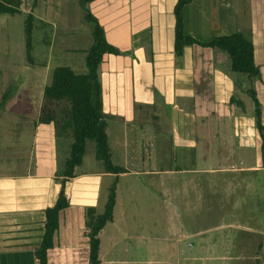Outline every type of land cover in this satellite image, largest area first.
Here are the masks:
<instances>
[{
  "label": "crops",
  "instance_id": "1",
  "mask_svg": "<svg viewBox=\"0 0 264 264\" xmlns=\"http://www.w3.org/2000/svg\"><path fill=\"white\" fill-rule=\"evenodd\" d=\"M71 1L63 0L52 8L44 1L34 0L32 8L25 12L23 2L22 11L24 14L33 13L35 29L38 28V22L43 29L45 20L50 17L55 18V26L60 31L65 27L64 18L69 15L66 18L70 24L73 19L70 14L77 12L76 4ZM177 2L178 0H94L87 5L99 20L107 40L110 33L113 41L108 42L121 53L109 55L108 59L104 57L105 77L116 81L118 71L129 68L131 72L134 69L131 77L124 79L122 83L117 82L119 85L109 84L112 86V97L107 103L103 102L107 121L109 118L107 134L111 156L113 148L109 134L110 124L117 125V132L120 127L124 136V149H130L126 129L135 121L136 115L143 113V105L149 108V104H153L152 100L148 101L150 81L165 97L163 108H166L165 104H174L178 97L173 123L179 146L195 149L204 147L221 160L232 161L233 156H239L242 164L204 169H172L162 171L161 175L169 177L177 173L194 174V177L184 183L193 188L197 180L202 183L199 177L201 174H208L209 189L217 187L219 181L223 188H233L234 184L239 186V182H243L242 174L264 172V142L256 127L255 110H247L243 101L238 98L239 93L248 95L250 89L255 90L261 104L264 125V0H191L183 11L185 33L200 42L233 33L248 36L253 42L255 62L261 74L255 80L233 72L231 60L226 54L199 46L186 47L181 57L183 66L178 69L172 67L176 57L174 10ZM81 9L83 18L84 10L82 7ZM53 13L55 17L52 16ZM60 13L65 17L57 16ZM69 24L67 23L64 32L68 29L67 42L72 43L70 32L73 30H70V26L73 24ZM86 24L88 25L85 21L81 24L84 29L80 42H83L81 36H86L84 33L87 30L91 31V27ZM58 35L59 33L57 38ZM68 49V55L73 52L82 53L83 58L86 57V49ZM166 61L171 62L169 68L167 66L170 62ZM50 72L53 73V70ZM36 75L41 82L45 79V84L19 88L16 100L5 111L6 117L0 118L9 133L4 144L9 152V160H5L11 163L12 157L21 155L20 148L24 149L26 155L23 169L12 168L7 172L0 169V264H39L35 253L44 234L45 211L55 205L61 192L63 177L60 174L73 143L70 138L57 137L52 125L40 123L44 91L50 84L48 65L36 72ZM143 83L147 90H136V86ZM140 85L138 89L141 88ZM139 93L145 94L148 100L139 101V97V102L124 100L128 99L125 94L133 98L134 94ZM205 102L226 108V113L218 121L224 120L229 132L206 133L199 138L196 111H201ZM236 106L240 108L237 110ZM27 132L30 133L28 142L25 140ZM252 156L255 158L254 164L247 165L245 158ZM99 162L102 165L93 170L82 168V161L75 171L76 176L66 182L69 207L60 213L59 229L54 236L53 248L48 251V264H90L86 210L94 208L97 214H102L108 201L109 189L115 181L117 198L114 219L100 233L101 264H149L148 200L138 196L139 191L143 190L138 187L141 179L146 177L149 180V174L152 173H149V169L139 171L126 168L127 173L115 175L107 173L103 163ZM230 173H238L240 176L230 178ZM217 174L225 176L220 180L212 177ZM162 183L169 184L168 179L163 178ZM181 215L179 213L177 216ZM132 239L138 243L134 241L131 244Z\"/></svg>",
  "mask_w": 264,
  "mask_h": 264
},
{
  "label": "rangeland",
  "instance_id": "2",
  "mask_svg": "<svg viewBox=\"0 0 264 264\" xmlns=\"http://www.w3.org/2000/svg\"><path fill=\"white\" fill-rule=\"evenodd\" d=\"M40 1H44L53 8L54 4L58 5L63 0ZM23 2L25 12L32 8L34 0H23ZM71 3L76 4L77 12L70 14L73 17L70 24L66 18L69 15L65 17L63 13H60L57 16L65 17L64 26L66 28L67 23L73 24L70 26V30H73L70 32L72 43L67 42L68 29L65 32V27H63L64 30H57L55 18L49 17L45 20L43 29L38 22V28L34 30L30 60L27 57L25 44L26 14L23 12L16 16L1 15L0 118L6 117L5 111L8 110L11 102L16 100V91L19 88L38 87L45 84V79L41 82L36 75V72L43 70L45 65H48L49 74H51L48 83L52 80L50 70L58 66H70L79 74L87 73L86 57L83 58L82 53L71 52L69 55L67 53L68 47L71 50H89L93 44L90 30L84 33L86 36H81L83 42H80V35L84 29L81 25L84 20L80 0H72ZM52 16L55 17L54 13ZM57 33H59L58 38ZM108 40L113 41L110 33H108ZM105 57L108 59L109 55ZM173 63L175 65L172 67L175 69L181 68L183 59L174 57ZM103 64L99 66L98 74L102 85L103 102L107 103L112 97V86L118 84V81L122 83L124 79L131 77L134 69L132 73L129 68L118 71L116 81H111L110 77L108 79L105 77ZM170 65L171 62L167 67L169 68ZM139 85L136 86V90H147L144 83L140 85V89H138ZM148 91L149 100L142 93L134 94L133 98L125 94L128 95V99H124L126 101H153V104H149V108L143 105L141 111L143 113L136 115L135 121L126 129V138L131 143L130 149H124V136L120 127L117 132V125L111 123L109 134L115 165L129 170L149 169V173H152L149 174V180L143 177L138 187L143 188L138 196L148 200L149 264H264V172L242 174L243 182H239V186L234 184L233 188L229 186L223 188L219 181L214 189H209L207 186V179L210 177L208 174H201L199 177L202 183L197 180L193 188H189L190 186L184 183L194 177V174L177 173L169 177L168 175L162 176L161 172L165 170L204 169L219 165L239 166L242 164L239 156H233L232 161H227L217 158L214 152L207 151L204 147L195 149L179 146L175 139L177 133L173 123L178 97L175 98L174 104H165L166 108H163L162 104L166 100L161 90L149 81ZM238 98L243 101L247 110H255L254 103L248 95L239 93ZM239 108L236 106L237 110ZM226 111V108L221 105L216 106L205 102L201 111H196L199 138L206 133L229 132L227 123L224 120L218 121ZM103 112L105 113V110ZM7 131L8 129L0 121V169L6 172L12 168L21 170L24 168L23 161L26 156L24 149H19L21 155L12 157L11 163L6 161L9 160L7 157L9 152L4 145L6 136L9 135ZM29 134V132L25 134L26 142L29 141ZM254 159L253 156L246 157L248 164L244 160L243 163L254 164ZM101 165L96 159L95 143L89 141L82 168L94 170ZM224 176L217 174L212 177L220 180ZM228 176L240 175L230 173ZM163 178H167L169 184H163ZM121 196L120 194V198ZM140 207L145 208L142 205ZM179 213L182 215L177 216ZM134 241L138 243L137 240L132 239L131 244Z\"/></svg>",
  "mask_w": 264,
  "mask_h": 264
},
{
  "label": "trees",
  "instance_id": "3",
  "mask_svg": "<svg viewBox=\"0 0 264 264\" xmlns=\"http://www.w3.org/2000/svg\"><path fill=\"white\" fill-rule=\"evenodd\" d=\"M92 1L94 0H81L80 2L84 10L83 20L91 26L93 36V44L87 50L85 58L87 73L79 74L70 66H58L53 70L52 80L44 91L40 123L52 125L57 137L70 138L73 143L64 170L60 174L63 177L61 192L55 205L45 211L44 234L35 253L39 264H48V251L53 248L54 236L59 229L60 213L69 207L65 184L76 176L75 171L82 164L87 143L89 141L95 143L96 158L103 163L107 173L120 175L128 172L112 161L107 134L108 121L103 112L102 85L98 74L99 66L103 63L105 55H120L121 53L108 42L99 20L89 11L87 5ZM190 2L191 0H178L174 10L176 57L181 58L186 47L199 46L213 49L230 58L233 72L245 75L251 80L260 78V69L255 62L254 45L248 36L233 33L214 37L208 42H200L185 33L183 11ZM22 5L23 0H0V16L21 15L23 14ZM34 29L35 16L31 12L25 16V44L28 60L33 51ZM248 95L254 102L256 127L264 142L261 104L253 88L248 91ZM116 198L117 182L115 181L109 189L104 212L97 214L94 208L86 210L85 223L90 244V264H101L100 233L109 223L113 222Z\"/></svg>",
  "mask_w": 264,
  "mask_h": 264
}]
</instances>
